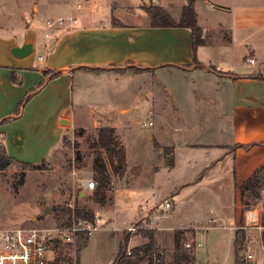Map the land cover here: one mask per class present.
Returning a JSON list of instances; mask_svg holds the SVG:
<instances>
[{"label": "rangeland", "instance_id": "obj_1", "mask_svg": "<svg viewBox=\"0 0 264 264\" xmlns=\"http://www.w3.org/2000/svg\"><path fill=\"white\" fill-rule=\"evenodd\" d=\"M227 1L232 10L227 15L216 12L218 9L215 0V4L197 0L196 5H199L200 11L209 21H230L231 25L241 26L242 17L236 11L238 4L233 0ZM254 1H258L259 6L264 8V0ZM152 2L85 0L84 10L76 11L70 8V0H0V35L22 40L25 33L30 32L38 42H46L52 39L45 36L46 32H52L46 26V20L58 14L73 12L80 17L86 16V22L92 20L93 16L96 17L97 13L110 15L112 9L124 8L137 14V17L126 21L142 23L147 10L153 6ZM172 2L179 6L186 0ZM179 18L180 16L175 19ZM84 20L81 18V22ZM39 55L45 59L48 56L47 48L40 44L32 56L37 59ZM134 71L132 66L127 74L82 71L81 76L76 75L69 89L70 102L65 106L70 107L76 116V126L87 127L83 129V136L76 134L80 127L73 131L72 128L66 129L59 124L58 110L64 107L54 93L31 101L30 109L22 118L2 128L8 133H14L16 138L19 133L22 136L20 146L8 144L6 148L9 155L16 160L33 164L45 161V166L43 169L24 170L21 166L12 165L0 170V228L52 224L58 220L54 207L75 200L76 204H86L94 212L100 211L105 223L101 230L93 233L91 244L83 247L81 264H106L110 258H114L125 229L136 234L131 243L133 245L138 240L147 241L138 234L140 230L153 229L160 246L168 252L174 247V229H184L187 231L181 239L184 246L186 242L202 241L201 246H185L195 252L197 264H234V227L243 224V203L239 198L240 191L238 194L235 191V183H243L249 175L254 165L252 157L229 155L221 158V155L217 157L220 149L216 147H211L210 150L205 147L187 148L186 142L206 141L208 137H213L216 124L212 123L215 114L200 112L196 108L197 103L191 102L192 99L195 100V96L191 98L189 93V96H182L181 104L175 96L173 103H170L169 96L174 90L172 86H181L184 82L177 81L178 78L170 79L169 71H157L156 76L148 72L150 69L140 74ZM183 90L185 91L184 87ZM26 102L27 99L21 105L22 110ZM68 124V119H63L62 125ZM94 124L117 127L116 134L125 148L128 166H134L131 173L135 177L129 176V179L125 176L126 168L122 175L116 174L108 154L102 151L111 175V185L105 192L112 201L106 204L94 201L93 195L83 194L79 197L77 193L80 178L95 179V149L91 145L96 136ZM205 126L209 127L206 129L211 132L209 135L201 133ZM163 144L175 147V168H162V155L172 149L163 147ZM1 145L0 140V147ZM206 156L210 160L204 162L207 164H202ZM214 158L215 162L217 159L221 160L216 165L215 162L210 164ZM189 164L194 165L191 173L185 171ZM156 166L160 169L155 171ZM260 167L263 176L262 198L256 203H264V164ZM141 170L142 179H147L144 186L130 193L119 190L123 185H135L136 174ZM23 174L24 183L21 184ZM188 179L191 184L182 189L183 181ZM170 188L176 189L178 193L175 198L176 208L163 207L164 211H156L153 206L170 196ZM197 195L199 197L196 198ZM181 200H185L189 206H180ZM211 206L216 208L214 216L219 217L215 223L218 227L208 229L205 236H202V230L194 228L188 231L189 226L200 228L210 225ZM47 207H50L51 212L44 216ZM111 208V213H107L106 210ZM110 218L112 221L107 222ZM128 226H135L137 230L132 232ZM146 263L145 261L144 264Z\"/></svg>", "mask_w": 264, "mask_h": 264}, {"label": "crops", "instance_id": "obj_2", "mask_svg": "<svg viewBox=\"0 0 264 264\" xmlns=\"http://www.w3.org/2000/svg\"><path fill=\"white\" fill-rule=\"evenodd\" d=\"M151 1H153L152 4L164 6L175 18L180 16L182 6L185 4L182 2L176 6L172 0ZM205 1L215 4L214 0ZM215 1H217L216 9H218L216 12L227 15L232 11L227 5L229 4L227 0ZM233 1L238 4L236 11L242 17L241 26L231 25L230 21L228 23L221 20L209 21L200 11L199 5H196L198 23L203 28V37L206 40L196 48L189 28L153 27L149 24L147 14L141 20L142 23L128 22L126 20L137 17V14L124 8L112 9L110 15L97 13L96 17L93 16L92 20H86V22L84 20L86 16H77L74 28L56 31L50 37L52 39L46 42H38V39L30 32L25 33L22 40L0 35L1 142L6 147L9 143L20 146L22 142L20 133L16 138L14 133H8L9 131L2 128L22 118L30 109L31 101L52 93L64 107L58 110L59 124L66 129L72 128L73 131L77 127L87 129L74 124L76 116L70 107L65 106L67 102H70L69 89L76 75L81 76L82 71L96 74H127L129 67L132 66L149 68L151 71L148 72H152L155 76L157 71H169L170 79L178 78L177 81L184 82V85L172 86L174 90H171L169 96L170 103H173L175 96L177 102L181 104L182 96H189V93L191 98L195 96V100L192 99L191 102L197 103L196 108L200 112L215 114V120L212 123L216 124L213 137H208L206 141L186 142L185 146L187 148L205 147L208 150L216 147L220 149L217 157L221 155V158L229 155L252 157L254 165L249 175L245 177L244 181H246L264 164V8L254 0ZM81 18L84 21L81 22ZM26 43L32 44V55L36 53L38 44L47 48V59L43 57L39 60L31 54L17 57L12 53L13 47H21ZM248 57H253L255 62H248ZM120 69L123 71H119ZM13 75L18 77L19 83L14 82ZM25 99L27 102L22 110L21 105ZM63 119H68V126L62 125ZM94 126L97 129L106 125L94 124ZM113 127L117 129L116 126ZM206 129L209 127L205 126L201 133L209 135L211 132ZM162 146L172 147L169 154L161 157L162 168H175L177 165L175 147L164 144ZM208 158L206 156L202 164H207L204 162H209ZM216 158L210 164H213ZM221 158L217 159L214 165ZM133 167L128 166L126 159L125 176L135 177L131 173ZM159 169V166H156L154 170ZM193 169L194 165L189 164L185 171L191 173ZM142 171L136 174L135 185H123L119 187V190L130 193L144 186L147 179H142ZM190 184L189 179L184 180L181 188L184 189ZM241 184L235 183L237 194L239 191L236 186ZM79 193L83 195L80 190ZM169 194V197L153 207L159 208L165 200H170L172 208H176L175 198L178 197L176 189L170 188ZM179 205L184 208L189 206L185 200H181ZM112 209H107L106 212L111 213ZM162 210L164 211L163 207ZM214 214H216V208L211 206L209 220L218 221L219 217ZM108 221H112L111 218ZM194 228L196 226L193 225L187 229ZM135 237L136 234H132L129 241L130 248L146 242L138 240L133 245L131 243ZM174 241L175 237L173 243ZM90 244L91 236L82 245L79 264H81L83 247ZM193 254L197 264L195 252ZM115 257L110 258L106 264H112Z\"/></svg>", "mask_w": 264, "mask_h": 264}, {"label": "trees", "instance_id": "obj_3", "mask_svg": "<svg viewBox=\"0 0 264 264\" xmlns=\"http://www.w3.org/2000/svg\"><path fill=\"white\" fill-rule=\"evenodd\" d=\"M197 0H186L182 6L180 18L176 20L171 13L161 5H155L147 10L149 24L153 27H181L189 28L192 31L194 37L195 48L198 45L205 43L203 37V28L198 23V14L196 11ZM135 73H141L148 71L149 68L133 66ZM119 71H123L120 69ZM13 80L19 83L20 80L16 75H13ZM8 121V120H5ZM85 130L80 129L76 134L83 135ZM95 138L91 143L95 149V157L93 167L95 171V180L97 182V188L93 193L92 199L101 204H106L108 201H112V198L108 197L105 190L111 185V175L107 168L106 159L102 156L103 150L108 154L113 171L116 174L122 175L125 172L126 167V152L122 146L117 134L116 128L113 126H102L95 130ZM66 136L64 137V139ZM168 152L167 154H169ZM79 154V152H78ZM117 161V163H115ZM12 165L21 166L26 169H43L45 161L40 164H33L29 162H22L16 160L9 155L5 145L0 147V170L7 169ZM261 167L258 168L246 181L241 185H237L238 191H240V199L242 201L243 208L254 206L256 201L262 198V180ZM23 174L20 178V183H24ZM254 200V202H251ZM257 204V203H256ZM264 204V203H263ZM58 218H62L67 214L72 215V209L68 207V202L63 205L54 207ZM94 211L86 204H78L75 209V216L82 219H92ZM264 223V213H263ZM190 231V229H188ZM186 230H178L175 233L174 247L171 252H168L165 248L160 246L156 238V233L153 229L140 230L138 234H141L147 241L144 244L129 248V241L132 233L124 230L122 240L119 245V249L112 264H195V255L188 248L182 244L181 239L184 237ZM245 232L243 230L235 231L234 240V252H235V264H240L239 254L242 251V245Z\"/></svg>", "mask_w": 264, "mask_h": 264}, {"label": "built area", "instance_id": "obj_4", "mask_svg": "<svg viewBox=\"0 0 264 264\" xmlns=\"http://www.w3.org/2000/svg\"><path fill=\"white\" fill-rule=\"evenodd\" d=\"M70 3L72 10L81 11L85 8V0H70ZM76 22L77 15L74 12L69 15L51 17L46 20V26L52 32H46L45 36L49 38L52 37L53 32L72 29ZM38 59L42 60L43 57L39 56ZM247 61L254 63L255 59L248 57ZM96 188L95 179L80 178L77 193L82 189L88 196H91ZM76 206L75 200L68 202L72 215L67 214L58 218L52 224L0 228V264H79L83 243L94 232L101 230L105 223H103L100 212H94L92 219L77 218L75 216ZM160 207L161 210L162 207L172 208V203L170 200H165ZM159 208H156V211L160 210ZM263 213L264 204L261 202L243 208V224L234 227L236 230L245 232L242 251L239 254L240 264H264ZM209 223V226L195 229L202 230V236H205L208 229L216 227L215 219H210ZM128 229L132 232L137 230L135 226H129ZM201 245L202 241L197 240L195 243H185L188 248Z\"/></svg>", "mask_w": 264, "mask_h": 264}, {"label": "water", "instance_id": "obj_5", "mask_svg": "<svg viewBox=\"0 0 264 264\" xmlns=\"http://www.w3.org/2000/svg\"><path fill=\"white\" fill-rule=\"evenodd\" d=\"M32 51H33V48H32L31 43H26L21 47L16 46V47L12 48V53L17 57H25L27 55H30L32 53ZM80 191L83 192V194H85V196H86L87 193L84 190L80 189ZM79 197H82V194L79 193ZM49 212H51V209H50V207H47V209L44 213V216ZM34 220H36V217H34Z\"/></svg>", "mask_w": 264, "mask_h": 264}]
</instances>
